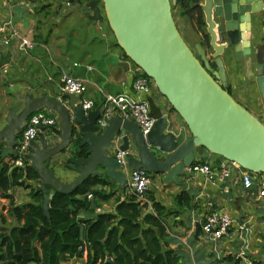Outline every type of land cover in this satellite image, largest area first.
Masks as SVG:
<instances>
[{
  "label": "water",
  "instance_id": "1",
  "mask_svg": "<svg viewBox=\"0 0 264 264\" xmlns=\"http://www.w3.org/2000/svg\"><path fill=\"white\" fill-rule=\"evenodd\" d=\"M70 1H84L92 20L105 17L119 49L153 81L190 136L167 132L168 123L160 116L146 139L133 121L120 118L108 120L100 130L96 125L99 109L84 112L79 98L72 94L63 95L68 99L66 103L61 97L28 95L22 99L15 94L14 99H8L5 95L0 99L1 160L15 156L19 131L38 109L45 107L59 119L58 141L47 145L42 140V146L30 148L27 156L39 176L45 216L48 217V204L54 193L71 194L92 177H104L123 185L124 173L108 151L115 135L121 138L120 151L132 148L136 153V158L129 162L135 169L163 175L165 182L182 185L178 177L192 175L185 169L194 163L195 153L202 155L203 150L251 174L264 175V124L224 89L221 61L229 51L234 61L243 62L245 67L252 65L254 59V83L264 102V53L250 41L262 12L260 0H202L200 8L208 42L205 49L195 46L196 55L185 44L174 22L171 6L177 0H100L101 6L98 0ZM12 11L27 27L22 16L26 8L13 6ZM9 62V52L0 55V67ZM121 66L127 70L126 63ZM68 150L74 160L66 167L74 177L63 182L49 165L53 158ZM251 193L255 197L258 187L246 191L247 195Z\"/></svg>",
  "mask_w": 264,
  "mask_h": 264
},
{
  "label": "crops",
  "instance_id": "2",
  "mask_svg": "<svg viewBox=\"0 0 264 264\" xmlns=\"http://www.w3.org/2000/svg\"><path fill=\"white\" fill-rule=\"evenodd\" d=\"M63 1L0 0V25L12 16L16 32L27 33L33 39L35 29L39 41L34 49L26 52L19 51L15 42L4 50L5 53H10V62L0 69V99L5 95L8 99H14L15 94H19L22 99L28 95H45L52 98L61 97L66 103L68 99L63 97L65 93L60 90L63 74L86 82L84 97L92 100L96 108L102 103V92L133 94L131 82L135 76L142 74L139 69L128 60L115 41L96 31L102 21L90 19L92 13L84 1L77 2L76 11H65L62 7ZM200 2L202 3V0ZM13 6L26 8L22 16L27 22V27L17 20L12 11ZM260 6L262 12L250 41L252 46L263 49L261 39L264 0H260ZM181 22L184 27L188 24L186 20L181 19ZM196 37L198 41L191 39L194 52L196 45L203 49L206 47L202 34L199 33ZM262 52L264 53V50ZM221 61L225 77L224 89L264 124V102L254 83V59L252 65L245 67L243 62L234 61L232 52L229 51L224 53ZM125 63L126 71L121 66ZM143 98L148 101L151 114L155 113L158 117L163 116L166 119L167 132L175 135L184 132L185 138L190 136L184 122L171 110V106L163 100L157 89L153 88L151 94ZM37 111L54 114L45 107ZM58 129L60 130V124ZM20 132L21 130L19 135ZM57 134L52 128L43 130V134L32 142L31 149L41 147L42 140H45L47 145L56 143ZM114 138L108 149L110 154L115 151ZM121 143L120 138L117 145L120 146ZM130 149V154L125 157L127 169L134 168L131 158H136V153ZM71 155L70 150L65 151L53 158L49 165L55 176L63 182L74 177L73 172L66 167L74 160ZM9 160L10 158L5 159L6 162ZM200 160L212 167H217L224 161L223 158L205 150L202 155L195 153L192 165L201 164ZM28 166H31V160H28ZM242 171L244 170L241 168H232L230 177L223 184L215 185L207 184L201 176L195 174L178 177V182L182 185L165 182L163 175L150 174L151 184L146 196H151L155 202L173 212L164 219L165 236L161 244H165L162 248L170 250L178 258L177 264H264V198L258 194L253 197L254 193L246 194L247 190L259 187L264 177L261 174H252L253 184L246 189L241 181ZM121 172L123 173V170ZM123 175L122 186L104 177H92L108 181L109 185L97 186V189L111 193L112 196L107 202L93 201L90 210L81 213L80 217L92 219L98 214L113 213L117 204L130 196L126 189L127 178ZM25 182L30 186L36 185L32 180L25 179ZM180 193L189 198L188 205L181 206L174 200ZM8 195L9 199L0 197L2 235L8 234L10 229L16 226L11 206L25 210L30 201L29 189L23 187H14L8 191ZM91 199L92 197L88 200ZM208 202L211 203L210 207L207 206ZM96 209H101L102 212L97 213ZM147 209L142 211L140 218L148 211H151L148 214L155 215L150 202ZM210 211L226 214L232 221L227 235L217 241L206 239L201 232L204 216ZM86 261L87 255L79 256L75 260L70 259L63 264H85Z\"/></svg>",
  "mask_w": 264,
  "mask_h": 264
},
{
  "label": "trees",
  "instance_id": "3",
  "mask_svg": "<svg viewBox=\"0 0 264 264\" xmlns=\"http://www.w3.org/2000/svg\"><path fill=\"white\" fill-rule=\"evenodd\" d=\"M98 2L101 6L100 0ZM174 10L180 19L202 34L205 43L208 42L200 0H177L171 6V12ZM36 33L34 29L33 40L39 42ZM141 75L147 78L143 73ZM152 115L158 117V114ZM199 163L203 164V160ZM25 179L36 185L26 184ZM38 185L39 176L31 166L26 167L23 174L21 170L10 169L0 158V197L9 199L8 191L17 186L29 189L30 197L25 210L11 203L16 226L8 234H0V264H63L77 255L81 245L88 250L85 264H177L178 258L161 244L165 236L164 219L173 212L151 196L146 199L155 215L145 212L140 218L147 204L129 196L117 204L113 213L98 214L92 219L81 218L80 214L89 211L93 201L107 202L112 196L97 189V186L109 185L108 181L90 178L71 194L54 193L48 204L47 217L43 214V194ZM87 195L92 199L88 200ZM174 200L181 206L189 202L184 193ZM106 259L111 263L105 262Z\"/></svg>",
  "mask_w": 264,
  "mask_h": 264
},
{
  "label": "built area",
  "instance_id": "4",
  "mask_svg": "<svg viewBox=\"0 0 264 264\" xmlns=\"http://www.w3.org/2000/svg\"><path fill=\"white\" fill-rule=\"evenodd\" d=\"M71 4L70 0H64L62 7L69 8ZM10 13L12 15L11 10ZM14 23L13 17L11 16L7 21L0 25V55H4V50L13 42L16 43L17 49L21 52L32 50L38 45L29 34L16 32L13 27ZM261 45L264 50V24L262 25ZM4 67L5 66L0 67V69ZM139 71L142 73L140 69ZM153 88L156 89L151 79L138 75L135 76L131 82L133 94H109L102 92V103L98 107L99 116L96 120V125L102 130L106 127L108 120L112 118L133 121L140 129L141 135L146 139V136L150 132L157 117H154L151 114L150 105L143 96L151 94ZM60 90L62 93L77 96L79 98L78 104L84 112L96 108L92 100L83 96L86 92V82L84 80L74 79L69 75L63 74L61 76ZM58 125L59 119L55 113L51 114L44 111L33 113L21 129L15 146V156L10 158L8 162L5 161L9 168L21 170L23 174H25L26 167L28 166L27 156L32 142L40 134H43V130L52 128L55 132H59ZM115 139V151H113L112 155L119 163L123 173L126 175V189L128 190L129 195L135 197L138 202L148 205L149 202L146 199V193L150 189V174L143 169H127L125 157L130 154L131 149L120 151L119 145H117L120 137L115 135L114 140ZM232 168L239 169L240 167L233 162L224 160L220 162L217 167H212L209 164H194L185 170L191 174L201 176L207 184L215 185L223 184L225 180L230 177ZM262 176L264 177V175ZM241 181L244 188H250L253 184L252 174L246 170L242 171ZM258 196L264 198V179L263 182L259 184ZM91 197V195H87V199H90ZM207 206L210 207L211 203L208 202ZM96 212L99 213L102 211L101 209H96ZM231 223L232 221L228 215L210 211L204 216V221L201 224V232L206 239L217 241L227 235ZM87 253V247L81 245L77 249V255L73 256L71 259L75 260L79 256L87 255Z\"/></svg>",
  "mask_w": 264,
  "mask_h": 264
},
{
  "label": "rangeland",
  "instance_id": "5",
  "mask_svg": "<svg viewBox=\"0 0 264 264\" xmlns=\"http://www.w3.org/2000/svg\"><path fill=\"white\" fill-rule=\"evenodd\" d=\"M76 3L74 2V3H72L71 4V9H70V7L69 8H64L65 9V11H67V10H73V11H76L77 9H76ZM69 12V11H68ZM172 16H173V19H174V22H175V24H176V27H177V30H178V32H179V34H180V36H181V38L183 39V41L185 42V44L188 46V48L194 53V50H193V48H192V44H191V42H192V40L191 39H194V40H197L198 41V38L196 37V35L197 34H199L198 32H196L193 28H192V26L188 23L185 27L183 26V24H182V22H181V19L179 18V16L177 15V13H176V11L174 10L173 12H172ZM103 21H102V24L100 25V27H99V30H96V31H98L100 34L101 33H103V34H105L106 36H108L111 40H113L114 41V38H113V35H112V33H111V31H110V29H109V27H108V25H107V23H106V20H105V17L103 16ZM102 20V19H101ZM205 31V30H204ZM206 32V31H205ZM201 34V33H200ZM114 46V45H113ZM116 46H117V44H116ZM115 46V47H116ZM196 54V53H195ZM85 95V94H84ZM83 95V96H84ZM159 95H160V93H159ZM161 96V95H160ZM162 98H163V100H165L166 101V99L162 96ZM167 102V101H166ZM155 175V174H154Z\"/></svg>",
  "mask_w": 264,
  "mask_h": 264
},
{
  "label": "flooded vegetation",
  "instance_id": "6",
  "mask_svg": "<svg viewBox=\"0 0 264 264\" xmlns=\"http://www.w3.org/2000/svg\"><path fill=\"white\" fill-rule=\"evenodd\" d=\"M194 54H195V52H194ZM196 55V54H195Z\"/></svg>",
  "mask_w": 264,
  "mask_h": 264
}]
</instances>
